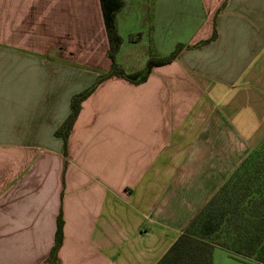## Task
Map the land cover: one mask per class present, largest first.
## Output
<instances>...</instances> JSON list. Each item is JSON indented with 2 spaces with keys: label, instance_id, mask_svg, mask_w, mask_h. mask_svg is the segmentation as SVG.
Returning a JSON list of instances; mask_svg holds the SVG:
<instances>
[{
  "label": "crops",
  "instance_id": "1",
  "mask_svg": "<svg viewBox=\"0 0 264 264\" xmlns=\"http://www.w3.org/2000/svg\"><path fill=\"white\" fill-rule=\"evenodd\" d=\"M123 1L116 59L184 47L139 84L101 81L64 154L71 97L110 68L99 0H0V264H50L59 213V264H155L264 138V0H153L146 24Z\"/></svg>",
  "mask_w": 264,
  "mask_h": 264
},
{
  "label": "trees",
  "instance_id": "2",
  "mask_svg": "<svg viewBox=\"0 0 264 264\" xmlns=\"http://www.w3.org/2000/svg\"><path fill=\"white\" fill-rule=\"evenodd\" d=\"M99 4L108 40L110 68L99 74L91 86L71 97L70 113L54 131V135L63 141L64 154L82 102L101 81L118 76L139 84L147 79L154 66L170 63L184 47L178 44L167 57L149 58L143 69L125 72L116 62V54L122 43L116 14L124 1L99 0ZM215 35L213 31L211 37L199 45L211 41ZM62 227L63 220L59 213L54 243L47 258L50 264H59L57 253L62 243ZM215 247L222 248L244 263L264 264V138L248 151L208 197L155 264H212Z\"/></svg>",
  "mask_w": 264,
  "mask_h": 264
},
{
  "label": "rangeland",
  "instance_id": "3",
  "mask_svg": "<svg viewBox=\"0 0 264 264\" xmlns=\"http://www.w3.org/2000/svg\"><path fill=\"white\" fill-rule=\"evenodd\" d=\"M152 1L153 0H128V7H132V6L136 7V10L134 12H138L140 15H142L143 16L142 23L146 24V19L145 18L147 16V11L150 9ZM144 20H145V22H144ZM129 50L133 51L132 55L130 57L128 56ZM150 52H151L150 51V47L146 43L139 44L138 46H136V45L135 46H128V47L124 48L122 54L121 55L119 54V56H118V58L116 60H117V62H120V64H121L120 66L122 68L124 67L125 70L128 71V72H130L132 70L133 71L134 70H139V69L141 70L145 66L146 60H147V57H148L147 54H149ZM152 52H151L152 54H156V55L160 54L163 57H167L172 51L170 52V51H167L165 49H160L158 51L155 47H153ZM247 153H248V151L246 152V154ZM134 155H135V153L131 154V160L133 159V162L138 161V155H136V156H134ZM236 166H234L231 169V171L228 173V175L236 168ZM186 170L188 171V176L189 177L187 175H182V172H185ZM200 170L201 169H195V168H193V169H190V168H188V169H180V173L178 174L179 181L177 183L181 182L180 180H182L183 177H188V179L190 180L191 177L196 175L198 172H200ZM163 172H166V170H164ZM197 184L198 183H196V182H194L193 184H190V182H189L187 184V186L189 185V189L191 191H193V194H187L188 191L185 192V194H186V196L188 198H193L194 197L193 200L189 199V200H191L190 202H194V204L191 207L197 206V202H199L200 195L198 194V192H196V185ZM178 185L183 186V185H185V183L184 184H178ZM207 188H208V190L210 189V187H207ZM213 192H211L210 195ZM185 194L183 193L181 196L184 197ZM207 199H205V201ZM179 202H181V198L179 199ZM204 202H203V204H204ZM189 208L190 207H179L178 208V212L180 213V215H178V217H165V218H168L169 220H171V222H174V223L176 222V223L179 224V223L182 222L181 220H186V218H188L187 216L186 217H184V216L187 214ZM182 213H183V215H182ZM212 264H245V263H243V262H241L239 260H236L235 258L231 257L228 254V252H226L222 248L216 247L213 250Z\"/></svg>",
  "mask_w": 264,
  "mask_h": 264
}]
</instances>
